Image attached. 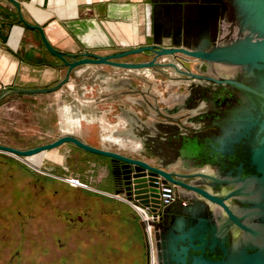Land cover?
<instances>
[{"label":"water","instance_id":"1","mask_svg":"<svg viewBox=\"0 0 264 264\" xmlns=\"http://www.w3.org/2000/svg\"><path fill=\"white\" fill-rule=\"evenodd\" d=\"M8 1L26 27L40 32L47 50L67 70L53 86L6 89L0 100L13 92L57 91L69 82L73 69L84 64L155 68L167 65L157 63L158 57L182 53L237 70L229 77L199 69L198 73L185 71L210 85L189 87V108L201 106L198 113L165 116L171 124L164 130L169 165L149 153L131 157L88 145L73 135L30 149L0 144V151L31 156L69 142L110 158L114 184L122 187L117 192L164 213L165 223L156 233L158 264H264V0H196L201 7L187 4L195 0H160L178 11L180 17L174 22L183 21L185 12L191 27L184 28L189 41L141 45L106 55L56 49L41 26L26 21L20 3ZM223 22L227 24L224 34ZM175 31L172 23L170 37H175ZM146 52L153 54L150 60H122ZM205 166L213 173L203 171ZM167 182L176 185L178 199L162 206L160 191Z\"/></svg>","mask_w":264,"mask_h":264},{"label":"crops","instance_id":"2","mask_svg":"<svg viewBox=\"0 0 264 264\" xmlns=\"http://www.w3.org/2000/svg\"><path fill=\"white\" fill-rule=\"evenodd\" d=\"M17 1L26 21L41 26L52 46L62 51H90L106 55L141 45L189 41L186 40L188 35L186 36L184 28L190 30L191 27L186 23L185 12L183 21L174 22L175 17H180L178 11L162 5L160 0ZM17 18L20 21L17 8L8 0H0V27ZM172 23L176 26L174 38L170 37L168 32ZM9 43L12 49L0 43V93L10 87H50L64 77L67 69L61 65L62 61L58 57L47 50L38 30L30 29L24 24L15 25ZM149 56L150 60L152 57ZM122 60L143 61L141 54ZM91 76L100 82L93 90L99 94L103 93V96L101 94V98L80 101L82 106L77 108H81V120L78 119L75 125H66L67 130L60 137L73 135L88 145L131 157H142L138 155L149 153L154 160L167 164L170 157L167 156L164 130L171 124L165 116L171 114L170 116L179 117L192 112L193 108H189L192 103L189 85L169 83L174 73L167 69L131 70L107 64H84L73 69L68 86L82 85L88 90L89 85L83 81ZM157 77L165 80L163 90L153 81ZM164 111L168 114L163 113ZM83 118L86 119V124L83 123ZM64 148L79 150L93 159L90 166L93 172L92 183L94 185L98 182V185L93 187L100 193L106 190L105 186L99 183L100 180L96 179V176L107 175L101 165L106 157L88 152L73 143H63L59 148L47 152L62 154ZM35 156L36 159L39 158ZM108 159L111 162L110 158ZM108 180L110 197L81 188L61 187L62 189L57 190L52 188V185L44 186L45 190H51L49 198L44 199L47 235L59 237L61 246L66 245V241H71L73 235L79 237L66 247L72 255V264H79L81 261L76 260L73 252L90 253L111 247L114 251L127 242L128 245L132 244L134 234H142L139 224H143L137 213L130 203L121 199L120 196H126L117 192L118 186L114 184V179ZM20 187L26 189L24 185L18 188ZM53 189L58 194L55 197L52 195ZM63 216L66 219H63ZM68 220L82 223L79 227L82 232L79 233V229L76 230L77 225L70 224ZM136 226L140 230L135 233ZM104 236L107 242L102 241ZM142 238L144 244L141 257L132 251H119L123 254L125 264L145 263L149 249L145 230Z\"/></svg>","mask_w":264,"mask_h":264},{"label":"rangeland","instance_id":"3","mask_svg":"<svg viewBox=\"0 0 264 264\" xmlns=\"http://www.w3.org/2000/svg\"><path fill=\"white\" fill-rule=\"evenodd\" d=\"M15 25L23 26L17 18L0 27V43L10 49H12V45L9 43V39ZM141 55L143 61L150 58L149 55ZM159 61L169 62L167 59ZM144 77L147 78V76ZM153 81L157 82L159 88L163 90L164 79L157 77ZM83 82L89 85L88 90L82 85L68 86V82L51 94L13 92L5 95L0 100V144L17 149H30L60 138V135L67 130L66 125L70 123L75 125L78 123V119L81 120V108H77L82 106L80 101L98 99L101 98V94L103 96V93L99 94L98 91L93 90L99 86L100 82L97 78L87 77ZM12 89L14 88H9V90ZM84 120L86 119H82L83 123H85ZM96 131H98V127H96ZM45 153L49 152L38 154L39 158L37 159L36 156H31L23 160L0 152V264H72L71 262H73L70 257L72 255L66 247L71 245L73 240L77 241L79 237L75 234L71 241H66V245L61 246L59 237L48 236L46 233L44 199L45 197L49 198L51 190L50 188L45 190L44 186L52 185V188L57 190L67 187L99 192L93 187L97 186L98 182L93 185L91 178L93 172H91L90 166L93 164V159L79 150H73V148H64L62 154L43 155ZM63 158L64 161H62ZM105 159L101 165L104 166L107 175L105 177L96 176V179H99V183H102L106 188L99 193L110 197L108 179H114L112 178L114 174L112 163L108 157ZM16 166H20L22 169L18 170ZM76 178L83 185H77ZM22 185L30 186L31 189L28 193L22 190V187L18 188ZM53 194V197L58 195L54 189L52 190ZM132 209L137 213L133 207ZM64 218L66 219L63 216ZM68 222L77 225L76 230L82 225L75 221L68 220ZM139 226L142 234H134L132 244L128 245L127 242L126 245L116 248V251H113L114 248L111 247L106 248L107 250L99 249L96 252H73L72 254H75L76 260H81L79 264H125L123 254L119 253L120 250L121 253L132 251L138 257L142 256L144 228L141 224ZM81 229H79V233L82 232ZM134 232L136 233L137 230L135 229ZM101 234L103 233L101 232ZM102 238V241L107 242L105 236ZM129 246H131V250H129ZM145 258L147 264H152L150 249H148Z\"/></svg>","mask_w":264,"mask_h":264},{"label":"bare ground","instance_id":"4","mask_svg":"<svg viewBox=\"0 0 264 264\" xmlns=\"http://www.w3.org/2000/svg\"><path fill=\"white\" fill-rule=\"evenodd\" d=\"M226 26H227V24L223 22V24L221 25V28L223 29L222 34H224V33L227 32V27ZM221 38H222V35H221ZM151 57H153V54L151 55ZM183 58L184 59H192L195 62V67L194 68L187 67L185 65V63H184ZM160 59H167V60H169V62L159 61ZM156 61H157V63H166L167 65H164V66L162 65L161 67H155V68H152V67H149V68H140V69H137V70H150V71H151V69L152 70L153 69H157L158 71H162L164 69L171 70L174 73V77H171V79L169 80V83H171V84H179V85H181V84L182 85L187 84V85H189L190 88L192 86H194V84L202 83L203 85H208L209 86L210 83H208L206 81H200V80H197V79H193V78L187 76L186 73H185V71H191L193 73H198V70L197 69H199V70H201L202 73L209 74V75H213V76H222V77L234 76L237 73V70L234 69V68H232V67L225 66V65H221V64H210V63H204V62L202 63V62H200L198 60H195L193 57L188 56V55H185V54H182V53H178L176 55H163V56L158 57ZM170 63H174L175 67L174 66L169 67ZM177 63L182 68H180ZM209 68H211L213 71H210L209 72ZM125 69H127V68H125ZM216 69L217 70H220V71L218 72V71H216ZM131 70H133V69H131ZM202 73H200V74H202ZM200 108H201V106H198L196 108H193L191 111H192L193 114H196V113H198V110H200ZM163 113L168 114L165 111ZM66 143H69V142H66ZM59 147H60V145L58 147L45 150L43 152L52 151V150L57 149ZM0 152L1 153L2 152L3 153H7V154L12 155V156H14L16 158H19V159H24V158H27V157L34 156V155H31V156H20V155L14 154V153H9V152H4V151H0ZM38 154H40V153H38ZM38 154H35V155H38ZM175 165H177V163ZM202 170L205 171V172L213 173L212 170H210L208 166H205ZM176 189H177L176 186H174V191L173 192H174V195H175L174 196L175 197V200L178 199V194H177ZM182 192L184 193V191H182ZM185 194H187V193H185ZM130 204H132V203H130ZM138 209L141 210L140 208H138ZM156 222H157V220H153L150 217H148V221H146V222L145 221H142L143 228L145 229V225H148V227H149L148 229H150L151 231L154 232L153 229L155 227V223ZM153 236L155 237L154 233H153ZM154 249H155V253H154V264H157L156 244H155Z\"/></svg>","mask_w":264,"mask_h":264},{"label":"built area","instance_id":"5","mask_svg":"<svg viewBox=\"0 0 264 264\" xmlns=\"http://www.w3.org/2000/svg\"><path fill=\"white\" fill-rule=\"evenodd\" d=\"M75 182L77 183V185H82L81 181L77 178L75 179ZM173 191H174V185L172 183L167 182L162 185L161 192H160L161 193L160 202L162 206L168 205L175 200V197H174L175 195ZM123 199H125L124 196H123ZM128 201L132 203L131 206L135 209V211L137 212V214L139 215L142 221H145V222L148 221V217H150L153 220H159L160 217L162 216L161 210H158L157 212H153L150 206H146L145 204H141V203L139 204L138 202L132 201V200H128ZM138 208H140L141 210H139ZM148 228H149L148 225H145L144 230L146 234L148 247L152 252V264H154V253H155L154 247H155L156 241H155V237L153 236L154 232Z\"/></svg>","mask_w":264,"mask_h":264},{"label":"flooded vegetation","instance_id":"6","mask_svg":"<svg viewBox=\"0 0 264 264\" xmlns=\"http://www.w3.org/2000/svg\"><path fill=\"white\" fill-rule=\"evenodd\" d=\"M187 4H189V6H193V7H201V5L198 3V2H196V0L195 1H191V2H187ZM146 54H149V55H152V53L151 52H146ZM183 60H184V63H185V65L187 66V67H189V68H194L195 67V62L192 60V59H184L183 58ZM178 64V63H177ZM179 65V64H178ZM179 67L180 68H182L180 65H179ZM210 71H213L211 68H209V72ZM216 71H220V70H217L216 69ZM57 140V139H56ZM35 156V155H34ZM24 160V159H23ZM17 167V169L18 170H20V169H22L20 166L18 167V166H16ZM21 171H23V170H21ZM173 184V183H172ZM174 186H176L175 184H173ZM30 187V186H29ZM27 189V190H26ZM26 189H22V190H26L25 192H27L28 193V190H30L28 187H26ZM118 189H122V187H121V185H119L118 186ZM125 196H126V198L125 199H123V196H121V198L123 199V201L125 200V201H127L128 203H130L128 200H129V196L127 195V194H125V193H123ZM128 198V199H127ZM175 202V201H174ZM139 203V202H138ZM140 204V203H139ZM44 207H45V205H44ZM151 208V207H150ZM152 210V209H151ZM138 216V215H137ZM139 217V216H138ZM44 219H45V217H44ZM141 220V219H140ZM165 220H166V218H165V216H164V213H162V216L160 217V219L159 220H157V222L155 223V227H154V235H155V241L157 242V238H156V233L159 231V228L161 227V226H163L164 225V223H165ZM135 229L137 230V232L140 230L139 229V227L138 226H136L135 227ZM134 229V230H135ZM139 234H140V232H138ZM138 234V235H139ZM146 235V234H145ZM156 253H157V248H156ZM147 259H145V264H147L148 262L146 261ZM157 264H158V257H157Z\"/></svg>","mask_w":264,"mask_h":264}]
</instances>
